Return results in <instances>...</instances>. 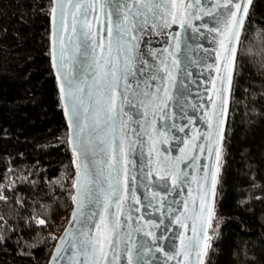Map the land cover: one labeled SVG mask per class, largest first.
I'll return each mask as SVG.
<instances>
[{"label": "trees", "instance_id": "16d2710c", "mask_svg": "<svg viewBox=\"0 0 264 264\" xmlns=\"http://www.w3.org/2000/svg\"><path fill=\"white\" fill-rule=\"evenodd\" d=\"M52 8L0 0V264H47L71 214ZM214 199L204 264H264V0H252L237 44Z\"/></svg>", "mask_w": 264, "mask_h": 264}, {"label": "water", "instance_id": "95a60500", "mask_svg": "<svg viewBox=\"0 0 264 264\" xmlns=\"http://www.w3.org/2000/svg\"><path fill=\"white\" fill-rule=\"evenodd\" d=\"M64 2L67 3V0ZM76 2L77 0H72V5H69L67 9L68 32L64 33L66 43L69 36H72L74 41L76 40V34L72 33V12L75 10ZM81 2L87 3L88 0H81ZM188 2H194V0H188ZM215 2L216 0H201V5L211 10ZM53 7H57V14L55 29L53 22L51 23V61L53 31L56 33L57 41L62 34L60 8L54 3V0ZM190 11L195 13L197 9H190ZM224 12L223 8L216 9L212 16L201 12V19L189 16L188 23L183 27H181L178 18L177 23H170L169 27L161 26L157 30L148 25L142 32L135 33L138 36V39L133 41L136 44L134 55L137 70L144 67L140 61L146 60L151 67L145 69L141 79H146L153 72L157 75L158 79L148 81L151 87L147 89L155 93L156 99L148 107L146 117L143 108L131 109L125 106V112L132 115V120H128L127 115L123 117L128 121L127 127L121 130V126L116 125V131L107 136L109 144L105 146L104 151L99 150V139L95 133H91L92 139L97 145L95 150L98 154L93 156L90 153L89 160H102L105 163L98 165L90 163L89 167L92 179L100 183L104 192H101L94 182L91 185L93 188L92 203L87 204L84 211L85 213L95 211L97 215L92 217L91 221H87L77 213V219L94 231L95 223L100 219L99 214L103 212L105 194H111L113 189L116 190L112 195V204L108 209V215L114 229V241L119 242L117 251L120 252V264H127L124 250L130 246L129 237H131V242L137 245V250L142 243L145 247L150 246V254L144 257L148 264H184L185 257L180 251V236L183 234L186 238L192 237L191 226L199 213L198 185L202 182L203 165H208L209 171H211V166L216 163L214 153L209 157L206 148L204 152H201L199 146L206 144L204 136L209 131L208 119L213 114L211 101L217 102V114H221V101L217 100L213 81L219 88L221 87L220 78L223 77L226 85L227 72L223 60L219 61L220 73L218 74L216 71L218 64L216 54L220 51L219 42L224 38L220 34L224 31ZM92 16L93 14L90 12L88 19L92 20ZM93 26L94 28L100 27L95 22ZM77 29L79 31V25ZM210 29L212 30L210 31ZM233 43L237 48L238 43L235 40ZM69 48L74 51L73 45H69ZM57 56H59L58 43ZM112 56H117L115 46ZM120 60L122 64L123 58L121 57ZM52 69L59 89L60 79L53 65ZM169 73H171V78ZM86 79L87 83L82 84L85 89L82 98L84 106L89 107L88 123L91 125L92 109L96 105L94 97L90 99L87 95L89 85L93 81L91 77ZM157 87H159V91H157ZM141 88H143V84H141ZM59 95L69 136L70 128L68 116L65 114V103L68 104L69 111H71L73 103L76 101L71 97L66 100L62 99L60 90ZM77 108L79 109L78 103ZM79 110L82 113L81 119H83V109ZM214 123L218 124L219 122L214 120ZM90 131L91 129L86 130L85 138L88 137ZM122 136L124 137V147L127 150L128 163L126 165L123 162L124 157L120 153ZM194 137L195 139H193ZM112 148L115 149L114 153L110 150ZM70 149L72 151L71 146ZM113 156L117 162L118 171L111 172L113 189H110L106 179L109 176V169L105 167V164ZM196 157L199 159L196 160ZM125 168L127 175H125ZM173 175L179 176L176 185L172 183ZM74 195H76L75 188ZM121 197H126V199L122 201L121 210L118 211L116 202ZM193 198H195V204ZM137 200H139L138 203ZM185 202L188 205L187 211ZM76 209L77 205L72 199L70 217L55 242L47 264H52L57 247L62 246L61 238L65 232L79 229L82 226L81 223L72 220ZM177 217H180L181 221L188 225L187 229L176 222ZM117 218L119 219L118 226ZM146 233H152L156 237L155 243H153V237ZM185 242L187 243V240ZM193 243H195L194 240ZM157 248L162 250L157 251ZM178 252L179 255H177ZM195 254L196 250L193 248L189 256V264H196ZM69 255H71L70 252L62 251L56 264H68ZM169 255L174 258L169 260ZM133 258L134 264H144V261L136 256L135 251Z\"/></svg>", "mask_w": 264, "mask_h": 264}, {"label": "snow or ice", "instance_id": "6c2138e0", "mask_svg": "<svg viewBox=\"0 0 264 264\" xmlns=\"http://www.w3.org/2000/svg\"><path fill=\"white\" fill-rule=\"evenodd\" d=\"M54 3L60 8L62 34L57 41L56 33L53 31L52 65L60 79L61 98L66 100L71 97L76 101L73 103L71 111H69L68 104L65 103V114L68 116V126L70 128L67 142L72 148L75 158L73 163L76 166V180L73 184L76 195L72 199L76 203L77 209L72 215V220L81 224L82 222L77 219V213L87 221H91L92 217L97 215L95 211L88 213L84 211L87 204L92 203L93 188L91 185L95 182L92 179L89 165L90 163L97 165L105 163L102 160H89L90 153L93 156L98 154L95 150L97 145L93 141L91 133L96 134L99 139V150L104 151L105 146L109 144L107 136L116 131V125L119 124L121 130L127 127L128 121L124 120L123 117L127 115L128 120H132V115L125 112V106L131 109L143 108L146 117L148 107L156 99L155 93L147 89L151 87L148 81L158 79L157 75L153 72L146 79H141L144 76L145 69L151 67L146 60L140 61L144 67L137 70L134 55L136 44L133 41H136L138 36L135 33L142 32L148 25L157 30L161 26L169 27L170 23H177L178 18L181 27H183L188 23L187 18L189 16L201 19V12L212 16L216 9L223 8L225 10L224 31L220 33L224 38L220 40V51L216 54L218 61L216 71L218 74L220 73L219 61L223 60L227 72L226 85L223 77L220 78L221 87L219 88L216 87V82L213 81V89L217 100L221 101V114H217V102L211 101L213 114L208 119L209 131L204 136L206 144L199 146L201 152H204L206 148L209 157L214 153L216 163L211 166V171H209L208 165H203L204 174L202 182L198 185L199 213L191 226L192 237L186 238L183 234L180 236V251L183 252L185 257L184 264H189V256L193 248L196 250V264H204V257L207 256L211 247L208 228L212 226L215 217L214 198L222 157L224 122L228 112V97L232 88V68L237 52L233 40L239 42L241 30L244 27L245 19L248 17L252 0H222V2L216 0L211 10L202 6L201 0H194V2H188V0H88L87 3L77 0L74 5L75 10L72 12V33L76 34V40L74 41L72 36H69L67 43L65 42L64 33L68 32L67 9L69 5H72V0H67V3L64 0H54ZM197 6L199 7L197 8ZM194 8L197 9L195 13L190 11ZM51 12L53 28L55 29L57 7H53ZM90 12L93 14L92 20L88 19ZM169 17L171 18L170 21ZM94 22L100 27L94 28ZM78 25L79 31L77 29ZM216 31L219 32L218 29ZM57 43L59 44V56H57ZM69 45L74 46V51L70 50ZM114 46L117 52L116 57L112 56ZM105 53L107 54L105 55ZM121 57L123 58L122 64ZM87 77H91L93 81L89 85L87 95L90 99L94 97L96 105L92 109L91 125L88 123L89 107L84 106L82 98L85 93L82 84L87 83ZM169 77L171 78V73H169ZM141 84H143V88H141ZM157 91H159V87H157ZM165 94L167 95L166 88ZM77 103L79 109H83V119H81L82 113L77 108ZM214 120L219 123H214ZM88 129H91V131L88 137L85 138L84 134ZM181 131H183V128H181ZM110 150L113 153L115 152L114 148ZM120 153L124 157L123 162L126 165L128 163L127 150L124 147L123 136L121 137ZM195 159L198 160L199 157ZM105 167L109 169V176L106 178L108 187L113 189L111 172L118 171L114 156L105 164ZM124 171L127 175L126 168ZM149 176H151V173H149ZM178 179V175L172 176L173 185L177 184ZM95 183L100 191L104 192L100 183ZM125 187L127 188V186ZM115 191L113 189L111 194H105L103 212L99 214L100 219L99 222L95 223L94 231L87 224H82L79 229L65 232V235L61 238V245L67 247H57L56 255L52 258V264H56L62 251L71 253L68 256V264H120V252L117 251L119 242L114 241V229L110 224L108 215V209L112 204V195L115 194ZM0 199H4V197L0 196ZM124 199L126 197H121L116 202L118 211L121 210ZM138 202L139 200H137ZM193 203L195 204V198H193ZM187 208L188 205L185 202L186 211ZM176 222L185 229L188 228V225L183 223L180 217H177ZM38 223L44 225L45 220L41 219ZM118 225L119 219L117 218ZM146 235L152 236L153 243H155L156 237L152 233H146ZM193 240L195 243H193ZM129 243L130 246L124 250L127 264H134V251L136 256L144 261V264H148L144 257L150 254V246L145 247L142 243L139 250H137V245L131 242V237H129ZM161 250L157 248V251ZM179 254L178 252L177 255ZM173 258L172 255L168 256L169 260Z\"/></svg>", "mask_w": 264, "mask_h": 264}]
</instances>
